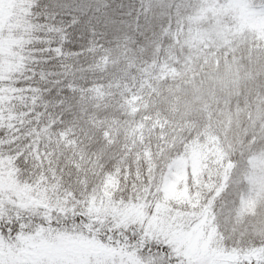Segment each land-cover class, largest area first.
I'll return each instance as SVG.
<instances>
[{"label":"snow or ice","instance_id":"6c2138e0","mask_svg":"<svg viewBox=\"0 0 264 264\" xmlns=\"http://www.w3.org/2000/svg\"><path fill=\"white\" fill-rule=\"evenodd\" d=\"M0 264H264V0H0Z\"/></svg>","mask_w":264,"mask_h":264}]
</instances>
